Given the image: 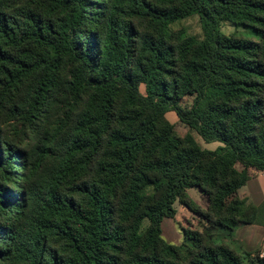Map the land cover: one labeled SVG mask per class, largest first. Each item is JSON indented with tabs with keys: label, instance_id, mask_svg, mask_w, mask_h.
I'll return each mask as SVG.
<instances>
[{
	"label": "trees",
	"instance_id": "obj_1",
	"mask_svg": "<svg viewBox=\"0 0 264 264\" xmlns=\"http://www.w3.org/2000/svg\"><path fill=\"white\" fill-rule=\"evenodd\" d=\"M194 15L202 39L171 31ZM254 171L264 0H0V264H264L214 233L264 227L239 196ZM176 203L204 220L192 246L163 237Z\"/></svg>",
	"mask_w": 264,
	"mask_h": 264
},
{
	"label": "rangeland",
	"instance_id": "obj_2",
	"mask_svg": "<svg viewBox=\"0 0 264 264\" xmlns=\"http://www.w3.org/2000/svg\"><path fill=\"white\" fill-rule=\"evenodd\" d=\"M221 30L226 35H232L235 34L239 38H245L248 40L258 41L259 37L252 32L251 29L245 28V27H237L231 23H225L222 25ZM172 32H179L183 31L189 36L196 37L198 39L203 38V32L200 24V19L198 16L194 15L187 19H184L178 23H175L171 26ZM141 92L145 93L144 86H141ZM194 97H185L182 101L183 107H191L193 103ZM167 120L174 125L175 132L178 137L183 138L187 134H191L194 136V138L198 141L200 146L203 149L214 151L218 147L223 146V144L219 142L214 143H206L204 140L195 132L190 130L189 127L181 123L176 116L175 113L169 112L166 114ZM253 178L257 176L254 172L251 175ZM262 179L258 180H252L251 183L244 187L242 189V192L244 190H247L250 186L253 187L256 183H262ZM189 194L191 196V199L195 202V205L201 210V212L205 213L207 211V199L202 196L201 192L197 188H192L189 190ZM244 196V194H243ZM264 200L260 201V203ZM264 202V201H263ZM175 208L177 210V215L175 219H165L162 224V230H163V236L164 238L175 245H182L186 244L187 246H192V242L189 240L184 239L183 231H199L202 232L205 227V223L203 218L200 215L193 214L188 209L181 206L179 203H176ZM149 222L146 220L143 223L142 229L147 228ZM218 231L220 233L225 234L227 230L218 228ZM240 234L239 237L241 238L240 243L244 248L246 249H252L256 248L260 245L262 242V239L264 238V227L259 225H253V226H241L238 227L237 230ZM227 235V233L225 234ZM234 237H237L236 234ZM217 243L223 242V239L221 237L216 238ZM232 243L233 247L236 248V251L238 253H242V249L238 248V245L235 241ZM261 255L260 258H264V244L260 248Z\"/></svg>",
	"mask_w": 264,
	"mask_h": 264
},
{
	"label": "crops",
	"instance_id": "obj_3",
	"mask_svg": "<svg viewBox=\"0 0 264 264\" xmlns=\"http://www.w3.org/2000/svg\"><path fill=\"white\" fill-rule=\"evenodd\" d=\"M255 174H257V176L255 178H252L244 187L248 186L252 180H258V179H262L263 182L262 183H256L253 187H249L247 188V190H244L242 192V189H240L239 191V196L241 199H245L247 201L248 204H253V205H256V206H259L263 203V201L260 203V201L263 199L264 197V177L261 175V172H258V171H254ZM244 194V196H243ZM241 226H253V225H241ZM241 226H238V227H241ZM238 227L231 233V235L227 233V235L223 234V233H220V231H218V229H216L214 231L215 233V241H216V238L217 237H221L223 239V242H220V243H225L227 244L229 247H231L232 249H234L236 251V248L233 247L232 243H234L233 241H235L238 245V248L242 249V250H245V251H248V252H254L258 249H260L262 247V245L264 244V238L262 239V242L260 243L259 246H257L256 248H252V249H246L244 248L240 243L241 238L239 237V232L237 231L238 230ZM163 231V230H162ZM236 234L237 237H234V235ZM164 237V236H163ZM217 242V241H216ZM170 243V242H169ZM172 244V243H171Z\"/></svg>",
	"mask_w": 264,
	"mask_h": 264
},
{
	"label": "built area",
	"instance_id": "obj_4",
	"mask_svg": "<svg viewBox=\"0 0 264 264\" xmlns=\"http://www.w3.org/2000/svg\"><path fill=\"white\" fill-rule=\"evenodd\" d=\"M261 175L264 177V173H261Z\"/></svg>",
	"mask_w": 264,
	"mask_h": 264
}]
</instances>
